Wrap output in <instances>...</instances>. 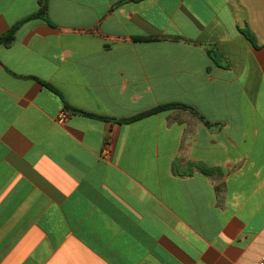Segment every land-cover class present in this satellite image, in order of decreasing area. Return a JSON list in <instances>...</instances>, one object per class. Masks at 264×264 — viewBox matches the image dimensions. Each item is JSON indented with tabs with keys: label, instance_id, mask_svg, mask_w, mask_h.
<instances>
[{
	"label": "crops",
	"instance_id": "1",
	"mask_svg": "<svg viewBox=\"0 0 264 264\" xmlns=\"http://www.w3.org/2000/svg\"><path fill=\"white\" fill-rule=\"evenodd\" d=\"M43 1L0 45V264L264 260V0H0V35Z\"/></svg>",
	"mask_w": 264,
	"mask_h": 264
},
{
	"label": "trees",
	"instance_id": "2",
	"mask_svg": "<svg viewBox=\"0 0 264 264\" xmlns=\"http://www.w3.org/2000/svg\"><path fill=\"white\" fill-rule=\"evenodd\" d=\"M35 19H43L45 21H48V7H47V4H46L45 1L41 2L39 10L35 14H33V15H31V16H29V17L17 22L15 25H13L11 28H9L6 32L1 34L0 35V45H4L6 47H10L14 43L16 35H17V32L21 28V26L23 24H25L26 22H28L30 20H35ZM247 35L250 37L249 34H247ZM46 86L51 91H53L54 93H56L57 95H59L61 97L60 93L56 89H54L52 86H50V85H46ZM65 105H66V103H65ZM177 107L185 108L184 106H178V105L162 106V107L153 109V110H151L149 112H146V113H144V114H142L140 116L131 118V119L126 120V121H121V122L130 123V122L136 121L138 119L153 115V114H155L157 112H161V111H165V110L172 109V108H177ZM73 111L79 112L77 110H73ZM79 113H81V114H83V115H85L87 117H93V118L96 117L94 115H90V114H87V113H84V112H79ZM96 118L97 119H103V118H100V117H96Z\"/></svg>",
	"mask_w": 264,
	"mask_h": 264
},
{
	"label": "built area",
	"instance_id": "3",
	"mask_svg": "<svg viewBox=\"0 0 264 264\" xmlns=\"http://www.w3.org/2000/svg\"><path fill=\"white\" fill-rule=\"evenodd\" d=\"M68 115V113L66 112V111H63L62 113H61V116H60V119H59V122H64L66 119H67V116ZM255 264H264V260H261V261H259V262H257V263H255Z\"/></svg>",
	"mask_w": 264,
	"mask_h": 264
}]
</instances>
